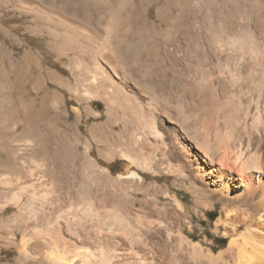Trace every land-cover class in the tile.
Returning <instances> with one entry per match:
<instances>
[{
	"label": "rangeland",
	"instance_id": "obj_1",
	"mask_svg": "<svg viewBox=\"0 0 264 264\" xmlns=\"http://www.w3.org/2000/svg\"><path fill=\"white\" fill-rule=\"evenodd\" d=\"M228 54L256 57L259 75L264 0H0V264H136L155 196L171 210L178 198L204 229L195 241L226 249L221 204L195 203L194 139L213 121L190 115L186 82ZM220 106L223 151L236 103ZM139 148L146 164L124 155Z\"/></svg>",
	"mask_w": 264,
	"mask_h": 264
},
{
	"label": "bare ground",
	"instance_id": "obj_2",
	"mask_svg": "<svg viewBox=\"0 0 264 264\" xmlns=\"http://www.w3.org/2000/svg\"><path fill=\"white\" fill-rule=\"evenodd\" d=\"M255 61L258 59L251 54L214 57L211 62L206 61L210 63L206 69L218 63L223 65L219 73L203 76L204 80L197 84L189 76L186 82L190 115L203 108L201 113L206 111L213 121L210 128L206 125L204 137L193 138L196 149L204 152L196 172L204 197L195 194V203L208 210L221 204L214 231L229 238L226 249L216 254V245L209 243L207 236L195 241L204 229L193 222L197 213H192L178 198H173L175 208L171 210L163 198L155 196L153 213L137 237L138 249L127 254L136 264H189L180 258L182 249L189 252L193 264H264V67L257 76L248 67ZM223 96L236 103V119L229 125L226 148L218 151L215 146L221 139L215 123L220 119ZM191 127H195L194 123L188 124V131ZM124 155L131 162L146 164L142 148L139 154ZM86 212L91 217L95 215L90 203ZM198 214L202 221L205 214ZM112 217L118 219V215ZM219 239L224 241L223 237ZM166 258L168 262L163 261Z\"/></svg>",
	"mask_w": 264,
	"mask_h": 264
}]
</instances>
